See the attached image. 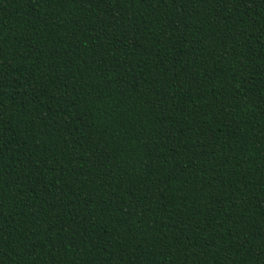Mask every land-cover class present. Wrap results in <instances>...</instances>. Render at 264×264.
Returning a JSON list of instances; mask_svg holds the SVG:
<instances>
[{
    "label": "trees",
    "instance_id": "1",
    "mask_svg": "<svg viewBox=\"0 0 264 264\" xmlns=\"http://www.w3.org/2000/svg\"><path fill=\"white\" fill-rule=\"evenodd\" d=\"M0 264H264V0H0Z\"/></svg>",
    "mask_w": 264,
    "mask_h": 264
}]
</instances>
